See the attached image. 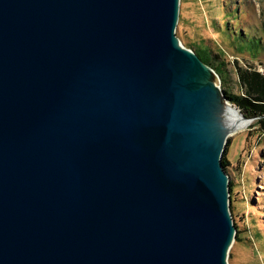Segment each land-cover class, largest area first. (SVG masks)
Segmentation results:
<instances>
[{"label": "water", "instance_id": "obj_1", "mask_svg": "<svg viewBox=\"0 0 264 264\" xmlns=\"http://www.w3.org/2000/svg\"><path fill=\"white\" fill-rule=\"evenodd\" d=\"M179 3L0 0V264H228L232 103Z\"/></svg>", "mask_w": 264, "mask_h": 264}, {"label": "rangeland", "instance_id": "obj_2", "mask_svg": "<svg viewBox=\"0 0 264 264\" xmlns=\"http://www.w3.org/2000/svg\"><path fill=\"white\" fill-rule=\"evenodd\" d=\"M176 34L191 50H210L224 73L214 70L210 79L222 90L240 97L250 88L255 96L257 88L264 90V0H180ZM243 120L224 151L233 180L230 212L239 230L228 264H264V116Z\"/></svg>", "mask_w": 264, "mask_h": 264}, {"label": "trees", "instance_id": "obj_3", "mask_svg": "<svg viewBox=\"0 0 264 264\" xmlns=\"http://www.w3.org/2000/svg\"><path fill=\"white\" fill-rule=\"evenodd\" d=\"M192 49L199 55V57L203 60L204 63L212 67L220 77H224V73L221 71V68L219 66H216L212 62L211 58V52L208 48L202 47L200 49H195L192 47ZM258 89V95L255 96V89L253 88L249 89L248 97H240L232 94L231 92H228L226 89H223L226 98L238 106L241 113L246 116L248 119H259L264 116V90ZM255 101V102H254ZM222 164L224 169L228 172V166L230 165L228 160L226 159L225 155H223ZM230 191H232L233 187V180H230ZM237 227V225H236ZM239 233V230H238ZM237 233L236 238L239 239V235Z\"/></svg>", "mask_w": 264, "mask_h": 264}, {"label": "bare ground", "instance_id": "obj_4", "mask_svg": "<svg viewBox=\"0 0 264 264\" xmlns=\"http://www.w3.org/2000/svg\"><path fill=\"white\" fill-rule=\"evenodd\" d=\"M216 128L231 135L241 130L246 122L242 119L240 113L230 103L223 102L220 97L215 99Z\"/></svg>", "mask_w": 264, "mask_h": 264}]
</instances>
